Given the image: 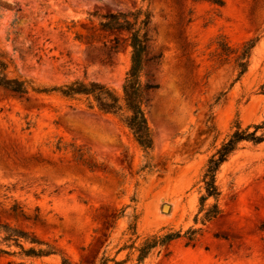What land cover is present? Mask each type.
<instances>
[{
	"label": "rangeland",
	"instance_id": "374dc122",
	"mask_svg": "<svg viewBox=\"0 0 264 264\" xmlns=\"http://www.w3.org/2000/svg\"><path fill=\"white\" fill-rule=\"evenodd\" d=\"M222 1L0 0V48L14 57L11 74L37 86L85 79L121 90L129 34L101 29L109 13L148 8L151 56L161 55L144 77L159 85L145 106L149 154L84 97H21L0 87V222L56 250L0 254V264H137L147 237L173 231L182 236L142 264H264V141L242 142L221 165L220 214L202 220L214 198L200 212L209 158L236 122L244 129L264 121V0ZM253 38L238 80L239 52L224 54L223 46L240 51ZM79 152L96 166L76 161Z\"/></svg>",
	"mask_w": 264,
	"mask_h": 264
},
{
	"label": "trees",
	"instance_id": "16d2710c",
	"mask_svg": "<svg viewBox=\"0 0 264 264\" xmlns=\"http://www.w3.org/2000/svg\"><path fill=\"white\" fill-rule=\"evenodd\" d=\"M150 2L151 0H142ZM223 4L222 0H210ZM15 21L11 27L15 28ZM151 23L149 9L137 8L134 10L121 11L103 15L99 22L101 29L106 31H125L129 34V46L131 48V65L126 73L122 88L120 91L109 87L101 82L85 79H77L71 82L52 87H40L33 81L21 76L11 74L12 67H16L14 57L0 48V87L15 93L21 97L28 96L31 93L53 94L57 93L64 98L78 99L84 97L87 101V107L91 110L97 109L103 114L116 116L120 122L129 129L139 146L149 154L153 149V134L149 126L145 113V106L148 102V95L152 90L159 88L158 84L145 80L147 69L151 64H159L161 55L151 56L150 52V30ZM13 34H17L15 30ZM11 40L10 34L7 37ZM17 37L12 40L15 42ZM258 38L246 41L240 51L231 49L226 43L223 46V53L239 52L236 58V67L239 70L238 80L248 71L252 50L258 42ZM254 128L250 131V128ZM244 141H250L258 144L264 141V121L259 124L242 128L239 122H236L234 129L228 138L221 144L216 152L209 158L202 176L204 194L201 196V211L205 208L208 199L214 198L215 203L206 209L203 222H210L220 214L217 200L221 194L217 184V173L221 165L236 152L240 144ZM61 150V145L57 146ZM84 153H78L75 160L93 168L96 164L89 162ZM146 165L145 167H148ZM15 212V211H14ZM135 234V226L133 227ZM194 230L193 233H197ZM180 231L168 232L162 236L152 235L147 237L140 247L137 248L139 255L137 264H142L151 251L158 247H167L173 240L181 237ZM30 242L34 246L26 247L25 243ZM5 245L6 247H3ZM15 246L20 249L19 252L11 250ZM56 250L48 243L31 236L24 229L12 226L7 222H0V254L16 255L20 254L26 257H43L55 254ZM124 264V261L104 258L101 264ZM62 264H71L63 259Z\"/></svg>",
	"mask_w": 264,
	"mask_h": 264
},
{
	"label": "bare ground",
	"instance_id": "6f19581e",
	"mask_svg": "<svg viewBox=\"0 0 264 264\" xmlns=\"http://www.w3.org/2000/svg\"><path fill=\"white\" fill-rule=\"evenodd\" d=\"M164 209L167 210V209H168V205H166V206L164 207Z\"/></svg>",
	"mask_w": 264,
	"mask_h": 264
},
{
	"label": "water",
	"instance_id": "95a60500",
	"mask_svg": "<svg viewBox=\"0 0 264 264\" xmlns=\"http://www.w3.org/2000/svg\"><path fill=\"white\" fill-rule=\"evenodd\" d=\"M166 205H167V204H166ZM166 205H165V206H166Z\"/></svg>",
	"mask_w": 264,
	"mask_h": 264
}]
</instances>
